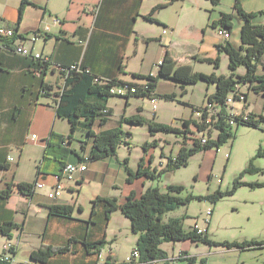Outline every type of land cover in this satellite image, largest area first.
<instances>
[{
  "label": "crops",
  "instance_id": "1",
  "mask_svg": "<svg viewBox=\"0 0 264 264\" xmlns=\"http://www.w3.org/2000/svg\"><path fill=\"white\" fill-rule=\"evenodd\" d=\"M31 1L34 4L25 8L23 19L17 24L21 0H0V21L9 27L17 28V33L23 36H29L36 31L40 32L43 26L50 24L51 30L44 33L40 32V37L34 41L32 46L35 50L42 52L44 56L50 57L54 65L51 64L42 72L41 76H38L33 70L36 66L38 67L36 60L19 54H0V163L9 165V169L0 168V172H2L0 173V191L7 188L9 184H14L8 198H3L0 195V222L14 221L21 225L19 228H14L9 235H0L5 239L4 245L11 242L15 247V253H12L10 264H42L35 262L31 257V253L39 249L42 244L66 248L63 252L54 254L48 263L43 264H101L106 261L110 252L119 259L120 248L117 247V243L119 237L124 234V229L125 234H127L130 220L125 216L124 221H121L122 224L111 230L110 236L108 231L111 220L107 219L105 223L101 222L105 219L106 206L105 201L101 198L117 197L119 202H125L128 194L135 190L134 187L129 186L132 183L130 184L126 180L128 174L125 163L121 161L127 155L125 152H121L122 147L118 148L115 156L89 160L86 171L78 173L76 180L67 183L57 197H49V192L58 186L57 176L62 172L64 164L66 166L77 163L81 160V156L84 157L89 154L94 143V137L88 136L83 130L80 132L81 137L75 136L76 130L71 142L67 139V144L62 145L61 148L58 145L63 143L61 137H67L68 134L63 133L66 129L63 128V122L67 119L57 115L58 94L66 84L67 75L58 68L56 69L55 64L70 66L80 62L102 79L143 84L145 79L135 76V73L142 74V76L156 74L152 70L148 74L140 71V65L146 63L151 43L153 41L161 43L163 50L157 57L159 62L168 52L171 54V43L178 38L175 21L168 18L170 15L166 11L170 8L172 12L176 9H182L189 1ZM204 1L213 5L210 0H196L195 4L201 8L202 5L199 2ZM236 1L221 0L219 5H234ZM239 2L249 12H258L264 9V0H239ZM157 4L165 5L154 14L157 21L145 19V16ZM194 13L196 18L195 25L191 27L192 32L199 25L210 26L211 17L207 18L200 13V10H195ZM209 13L211 12L209 11ZM54 16L61 17L63 23L54 25ZM220 17L221 14H217L216 18L220 19ZM233 18L237 22V28L235 31L232 28L230 41L238 47L242 43L243 20L238 17L236 9ZM253 22L255 24L264 23V13L256 15ZM154 26L162 28L165 36L154 33ZM212 33L213 36L210 31H205L201 45L195 46L194 50H192L193 41L184 42L182 44L183 56L176 62L188 64L190 60H195L193 59L195 56L210 57L209 53L208 55L207 53L202 54V47L208 38L219 37L215 27H212ZM214 41L217 47L219 40L214 39ZM146 45L147 49L145 48ZM209 50L208 52H210ZM155 91L158 95L170 94L159 91L158 81ZM120 97H124L125 102H127L123 109L124 112L118 116L115 122H112L114 108L108 100L107 105L111 108L112 115L108 116V120L104 124H101L99 119L95 120L93 126L95 134L102 130L120 126V117L125 113L128 115L126 107L131 105L129 101L136 96L129 99L126 96ZM189 105L191 106V104ZM248 111L255 113V111ZM133 114L136 113L129 115ZM68 126L70 130V123ZM134 127L133 124L126 123L123 126L127 131H133ZM185 127H187L186 124ZM31 129L39 133L36 137L33 136L35 138L33 140L40 149V159L43 152V158L36 166L35 181H42L44 186L34 189L33 194L27 196L21 193L16 186L17 183H28V181L18 178V163L14 167L10 164L11 160L8 158L13 156H11L8 146L26 141V132ZM76 138L79 146L75 143ZM48 140L54 146H47ZM129 140L131 141V139ZM177 142H179L178 139ZM72 144L77 145L78 148L75 150L78 155L69 151L72 150ZM131 161L128 162V165L135 169ZM39 168H41L40 173ZM128 186L129 188H127ZM84 189H88L85 194L82 191ZM142 193L143 191H141L140 196ZM82 199L90 202L88 208H82ZM96 200L98 201L96 202ZM59 205L72 206V214L63 215L52 211L54 206ZM117 215L118 211L115 212L116 217ZM102 240L105 243L101 253H96L98 248L91 247L88 250L86 247L85 243H96ZM106 245L109 249L105 251ZM258 247H264V245ZM185 252L195 257V261L197 260L195 254H190L187 250ZM98 254L101 256L98 257ZM199 260L203 264H210L206 256H201ZM175 261L185 263L191 260L177 259ZM174 262L168 264H174Z\"/></svg>",
  "mask_w": 264,
  "mask_h": 264
},
{
  "label": "rangeland",
  "instance_id": "2",
  "mask_svg": "<svg viewBox=\"0 0 264 264\" xmlns=\"http://www.w3.org/2000/svg\"><path fill=\"white\" fill-rule=\"evenodd\" d=\"M188 1L189 2H187L182 9H176L172 12L170 8L166 11V13L170 15L168 18L174 19L175 28L178 32V38L171 43V54L176 61H179L180 57L183 56L184 51L182 44L184 42L193 41L192 46L194 47L192 50H194L195 46L198 47L201 45L205 31H210L213 36L212 27H215L213 23L218 20V18H216L217 14L231 13L234 15L235 13V4L219 5L218 3L213 4V6L204 1L199 2L202 7L198 8L197 4H195L196 0ZM195 10H200V13L207 16V18L211 17V23L208 27L199 25L194 29V32H192L191 27L195 25L196 18L194 13ZM209 11L211 13H209ZM233 25V31H235L237 22L234 18ZM218 27L220 28L222 26L218 25L215 29ZM153 30L154 33L165 36L162 32V28L160 29L158 26H154ZM214 39L219 40V43H217L218 45L225 43V40L220 37H213V39L208 38L207 42L203 43L202 54L204 53L203 55H205V53H207L208 55L209 53L210 57L195 56L193 57L195 60H190L188 64L191 65L196 72L202 71L205 74H215L217 76L228 75L232 72L229 67V56L225 51L219 50L218 46H215L216 43L214 44ZM151 44L152 45H150L148 49L146 63L140 65V71L148 74L152 70L153 73H156L155 76H158L159 66L157 64V57L161 54L163 49L161 43L157 41H153ZM145 48L147 49V45ZM208 50L210 52H208ZM217 58L218 66L215 63ZM204 59H210L211 61H205ZM155 60L157 61L155 62ZM262 60L264 62V57ZM245 71V66H241L237 70V74H243ZM258 72H264L262 63L259 65ZM157 81L159 91L168 92L172 94V97L158 95L155 88H153L152 91L159 97L157 110L153 109L150 102V94H148L144 97H132L129 101L131 105L126 107L128 115H126V113L123 115L127 117L131 116L129 114L132 113H140L148 120L155 119L156 122L168 123L181 130L187 131L188 128V132H184V134L178 132L151 133L148 125L141 124H133V126H135L133 131H127L123 128L125 130L122 136L123 141L118 148L122 147L121 152H125L127 156L123 158L121 162H124L126 159H129V161L132 160L131 164L135 167V169H133L134 171H137L139 161L142 159H144L143 163L145 167L151 170L161 171L172 157L175 158L177 156L184 142H186L187 146H192L197 140L195 138L193 139L192 133L196 134L197 130L193 127V123H195L196 120L192 107L189 104L203 106L208 102L207 97L214 93L217 88L216 83L208 84L200 81L197 84L183 85L164 76L158 77ZM143 82L145 83V81ZM150 84H153V82L151 81ZM241 90L246 93L247 101H237L234 103V111L241 112L245 109V111L251 110L255 111V113H262V115H264V94L250 89L248 83H243L241 85ZM125 101L126 99L120 96L113 97L109 100L111 106L114 108L112 122H115L118 116L124 112L123 109L125 104H127ZM248 112L251 113L250 111ZM188 118L191 124L185 127V120H188ZM125 123L122 125L124 126ZM68 124V120L63 122V128H66L63 133H68L66 136L69 135L70 131ZM232 129L236 132L234 139L230 138L220 148L214 146L206 151L195 153L187 166H182L174 170H165L161 175L158 174V177L155 179L146 176L138 177L131 182L132 185H129L134 187L135 190L132 191L140 196L141 191L145 192L151 185L166 190L167 185L181 184L184 186V189L176 193V195L184 198L191 196L187 204H182L173 211L167 212L164 216V220L169 221L174 217H185L183 219V225L186 230L193 228L195 223H197L198 227L206 230L210 239L217 243V245H210L203 242H191L190 240L164 242L162 247L168 251V257L177 255L180 250H187L190 254H195L197 256L195 262L183 263L182 261H175L174 264H203L199 260L201 256H206L210 264H264V247L255 246L243 249L240 247L229 248L226 245L220 244L224 241H228L229 243H241L252 240H264V121H261L258 127L240 124L234 126ZM81 131L80 128L77 129L75 136L81 137ZM33 133H35L36 136L39 134L33 129L28 130L26 132V141L21 143L17 142L8 146L11 156H13L10 164L12 167L17 163L19 164L17 173L19 176L18 178L28 181V183L35 182L37 174L36 166L43 158L42 152L40 159V149L33 140L35 139ZM217 137L218 134L214 131L212 139H217ZM129 139H131V141ZM177 139L179 142H177ZM77 140L76 138L75 143L78 145ZM74 144H72L73 150L78 148L77 145L74 146ZM250 166L257 167L258 170L244 172L241 179L244 184L239 186L234 194L226 193L233 189L235 179L240 176L241 172ZM127 178L126 180L128 182ZM136 179L138 180L135 182ZM129 186L127 188H129ZM85 190L86 189L82 190L84 194L88 189ZM218 191L224 192L225 194L216 202L211 198H206ZM81 203L82 208H88L90 205V202L88 203L83 199ZM76 209L78 208L76 207ZM208 210L212 211V215H207ZM86 211L88 212V209H86ZM116 211H118L117 217L115 216ZM116 211L110 217L111 224L108 231L110 236L112 234L111 230L115 226L121 225V221L125 219L120 209ZM104 217V221L101 222L105 223L107 221L105 214ZM208 218H210L209 223L207 222ZM130 221L127 234H125L124 229V234L119 237L117 243V247L120 248L119 259H121V261H123L136 246L138 235L132 232ZM4 243L5 239L0 235V253H3ZM108 249L109 247L106 245L105 251ZM161 264L165 263L163 262Z\"/></svg>",
  "mask_w": 264,
  "mask_h": 264
},
{
  "label": "trees",
  "instance_id": "3",
  "mask_svg": "<svg viewBox=\"0 0 264 264\" xmlns=\"http://www.w3.org/2000/svg\"><path fill=\"white\" fill-rule=\"evenodd\" d=\"M169 2L176 0H168ZM213 4H218L221 0H210ZM34 4L31 0H21L19 9L18 22H21L25 13V8L29 5ZM164 4H157L152 8V10L145 16V19L157 21L154 14L156 11L163 8ZM235 9L238 17L243 20V26L241 28V44L236 47L233 42L228 40L224 44L217 45L219 50L225 51L229 56V67L232 72L228 75L217 76L215 74H205L202 71L196 72L191 65L188 64H178L176 60L173 59L172 55L168 52L166 56L162 59V64L159 66L158 76L147 75L142 76V74L135 73V76L142 77L145 80L150 79L153 84H151V89L155 88L157 85L158 77L164 76L166 78L172 79L179 84H196L200 81L211 84L216 83L217 88L214 93L207 97L208 101H217L221 105L226 102L228 95L235 91L237 85H242L243 83H248L249 88L256 92H262L264 94V72L259 73V65L262 63L264 67L263 57H264V23L255 24L253 18L264 13V10L258 12L246 11L241 5L239 0L236 1ZM233 17L231 13H221L220 19L215 21L213 25L216 27L221 25L226 27L231 31L233 28ZM17 32V28L15 29ZM24 37L22 34H19ZM205 61H211L210 59H204ZM218 66V58L215 62ZM38 66L39 63H38ZM245 66L246 71L243 74H237V70ZM86 67V66H85ZM85 69L72 70L66 77V84L61 92L58 94L57 99V115L66 118L71 126L69 135L67 137H61L63 143L58 144L61 148L62 145L67 144V139L69 142L73 140V134L77 129H81L87 133L88 136L94 137V143L89 152L90 160H99L108 156H115L118 151V147L121 145L122 136L125 132L123 129V123L129 124H141L148 125L150 132H178L184 134L188 132L186 130H181L179 128L171 126V124L164 122H156L155 119H146L140 113H136L131 116H121L120 126L113 129L102 130L95 134L93 131V126L95 120L99 119L101 124H104L108 120V116L112 115L111 108L108 107L107 102L113 96L111 93V87L117 84H125L127 82H119L116 80H110L108 83H100L95 79L98 76L91 71ZM129 85H137L127 83ZM148 94L143 92L142 89L135 93H131L127 96V99L132 96H147ZM165 97H172V94H166ZM192 110L196 109L197 106L191 105ZM107 110V111H105ZM104 111V112H103ZM109 111V112H108ZM251 119L244 123L249 126L258 127L259 123L264 121V116L257 113H250ZM186 126H190L191 121L185 120ZM239 124V125H240ZM220 128V133H218L217 139H209L206 144H202L200 140H196L192 146H187L186 142L183 143L182 147L175 157H172L167 165L161 170H151L144 166V159L139 161V167L137 171H134L129 165V159H126L125 163L126 171L128 172V182H132L135 178L146 176L149 178H156L158 174L161 175L165 170H174L182 166H187L190 162L191 157L197 153L206 151L209 148L216 146L220 148L224 143H226L230 138L234 139L236 132L233 131V127L228 123L222 122L218 125ZM212 133V130H211ZM127 134V133H126ZM126 136V135H125ZM66 138V139H64ZM84 145L86 143H83ZM82 145V146H84ZM47 146H54L53 143L48 140ZM71 153L77 154L76 150H69ZM65 156V155H64ZM64 159V157H62ZM62 159V162L64 161ZM80 161L84 160L83 156L80 157ZM65 164L63 169L65 168ZM1 169H9V165L0 163ZM62 169V171H63ZM258 170L257 167L250 166L241 172L240 176L235 179L233 189L227 191L226 193L234 194L239 186L243 185L244 182L241 180L244 172H253ZM41 168H39V173ZM33 183H17L16 186L18 190L27 195L31 196L36 189ZM14 184H9L7 188L0 191V195L3 198H8L11 194ZM184 186L181 184L167 185L166 190H162L160 187L149 186L141 196H137L135 192H131L125 202H119L117 198H101L106 203L105 206V216L109 220L111 215L118 209H120L124 216L130 219L131 230L134 234L138 235L136 239V246L140 251L141 260H156L164 259L168 257V251L162 247L164 242H177V241H195L209 243L217 245L210 239L208 233L199 234L195 227L186 230L184 228V218L174 217L169 221L164 220V216L167 212H171L182 204H187L190 201L191 196L186 198L176 195V193L181 192ZM224 192L218 191L211 194L206 198H211L216 202ZM203 199L202 197H200ZM100 200V198H99ZM98 200H96L97 202ZM73 207L72 206H54L52 211L63 215H71ZM21 227L18 222L6 221L0 222V234L9 235L14 228ZM105 241H99L96 243H85L88 250L90 248H98L96 253H101L102 247ZM221 245H226L231 247H251V246H262L263 241L252 240L246 242H232L224 241L220 243ZM66 248L62 246H48L47 244H42L39 249L34 250L31 253L32 259L37 263H48L49 259L58 252H63ZM12 253L15 250L12 249ZM190 262H195V257L190 258ZM1 263V258H0ZM10 264V263H8ZM105 264H125L123 261H119L113 253H109Z\"/></svg>",
  "mask_w": 264,
  "mask_h": 264
},
{
  "label": "built area",
  "instance_id": "4",
  "mask_svg": "<svg viewBox=\"0 0 264 264\" xmlns=\"http://www.w3.org/2000/svg\"><path fill=\"white\" fill-rule=\"evenodd\" d=\"M63 23V19L59 16L53 17V24L54 25H60ZM51 30V25L46 24L43 26V29L40 31L42 33L48 32ZM40 32L36 31L33 32L29 36L21 37L19 33L16 32L15 28L9 27L8 25H5L0 21V54L1 53H7V54H19L23 57H28L31 59H34L39 63L40 66H36L33 68L34 72L41 76L42 72L48 68L52 63L50 57H46L42 54V52L37 51L34 49L32 44L34 41L40 37ZM217 33L219 34V37L225 40V43L230 39L231 37V31L228 30L226 27H218ZM30 43V44H28ZM224 44V43H222ZM158 66L162 64V60H160L158 63ZM55 67L58 68L61 72L65 73L66 75L69 74L72 70H81L85 69L87 71H90L88 67H85L82 65V63H75L73 65L67 66L63 64H55ZM97 82L100 83H108L111 79H102L100 77H96L95 79ZM151 80L146 79L145 83L143 84H137V85H129L127 83L125 84H117L113 87H111L112 94L116 96H128L131 93H135L142 89L143 92L150 94L151 104L154 110L158 109V96L154 93L151 89ZM247 95L244 91L241 90V85H237L234 92H231L226 102L221 105L217 101L210 102L208 101L203 106H197L196 109L193 110L195 115L196 122L193 123L194 129H196L197 133L193 134V139H199L202 144H206L209 139L213 138L214 131L220 133V128H218V125H221L222 122L228 123L231 125V127L238 126L240 123H244L246 121H249L251 119V115L249 112L242 110L241 112H235L233 104L237 101L240 102H246ZM107 111V110H105ZM212 130V133H211ZM36 137V135L34 134ZM84 160L78 161L77 163H71L67 164L66 167L63 169L62 173L57 176V182L58 186L54 187L52 191L49 192L50 198L57 197L61 189L66 187V184L76 180V177L78 173H82L87 170L88 168V162L90 160L89 154L84 156ZM9 160H12L13 157L8 158ZM175 159V158H174ZM44 186V183L42 181H37L35 184L36 188H41ZM207 215H212V211L208 210ZM207 222H210V218L207 219ZM199 234L206 233V230L201 229L198 227L197 223H195L194 226ZM14 245L11 242H8L4 245L3 248V254L0 255L1 263L0 264H8L12 261V249H14ZM140 251L138 248H134L132 252L126 257V259L123 261L125 264H161L164 263H170L174 262L177 259L182 260H188L192 256L189 255L187 252L180 250V252L177 255H173L172 257H165L164 259H156V260H141L140 259ZM101 255L98 254V257ZM101 264H105L101 263Z\"/></svg>",
  "mask_w": 264,
  "mask_h": 264
},
{
  "label": "bare ground",
  "instance_id": "5",
  "mask_svg": "<svg viewBox=\"0 0 264 264\" xmlns=\"http://www.w3.org/2000/svg\"><path fill=\"white\" fill-rule=\"evenodd\" d=\"M57 69V68H56ZM112 93V92H111ZM159 98V97H158ZM104 112V111H103ZM109 112V111H108ZM90 156V155H89ZM137 248V247H136Z\"/></svg>",
  "mask_w": 264,
  "mask_h": 264
}]
</instances>
